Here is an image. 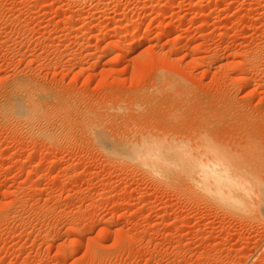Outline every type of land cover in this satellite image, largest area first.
Listing matches in <instances>:
<instances>
[{
  "label": "rangeland",
  "instance_id": "1",
  "mask_svg": "<svg viewBox=\"0 0 264 264\" xmlns=\"http://www.w3.org/2000/svg\"><path fill=\"white\" fill-rule=\"evenodd\" d=\"M0 109V264H264V0H0ZM149 136L219 150L252 205L178 149L158 176Z\"/></svg>",
  "mask_w": 264,
  "mask_h": 264
},
{
  "label": "bare ground",
  "instance_id": "2",
  "mask_svg": "<svg viewBox=\"0 0 264 264\" xmlns=\"http://www.w3.org/2000/svg\"><path fill=\"white\" fill-rule=\"evenodd\" d=\"M137 41H138V39H137ZM127 49H128V47H127ZM31 95L32 94H30V92L25 91L22 94V96H21L22 97L21 103L20 102L19 103H16L15 101H14L15 103L14 102H12V104L9 103V104H11V106L8 105V106H10V108L8 107V112H9V114H11L14 123H15V121H17V122L19 121V123H21V124L24 123L23 126H25V124H29V122H31L34 119V116L38 117L36 115L37 113L35 114V110L34 109H36V105L34 104L35 102H34V100H33V98H32ZM19 98H20V96H19ZM4 109H5V106H4ZM6 110H7V108H6ZM36 112H37V110H36ZM39 117H40V115H39ZM41 119H42V117H41ZM39 121H37V122H39ZM34 123H32V124H34ZM21 124H19V125H21ZM32 124L30 123L29 126H31ZM27 126H25V127H27ZM29 129L30 128H28V130ZM31 129H32V127H31ZM34 132L36 133V131H34ZM149 137L139 139V141L136 144L131 143L130 145H128V143L126 144V142H124V145L126 144L125 149L126 148L129 149L132 146L133 152L135 154V156L134 155L133 156L134 157H137L139 160H141L144 165H147L148 164L149 166H151L153 168V172H155L157 175L159 174V173H157L159 171L158 166L161 165V164L165 166V165H167L165 163H168L169 162L168 161L169 160V156H167L168 160H166L167 158L166 159L165 158L163 159V157L160 159V156H161V154H160L161 153L160 152V147H165V149H169V147H170V149L173 148L172 152L174 151V149H176V150L178 149L177 151H174L171 154H175V156L178 155L182 160L181 159H178V156H177L176 158L179 161L177 159H176V161H174V162H176L175 163L176 166L173 163V160H170L171 166H172V163L174 164V166H172V167H176L178 169L177 163L183 162V163H181V167L183 169L182 168L180 169V167H179L178 170L186 171L189 174L193 173L192 175H195L196 178H197V181H198V182L196 181V183L197 184L199 183V185L202 186V189L203 190L208 191V193H210L212 195H215L216 197L220 198L222 203H227V204H230V205H232L234 207H240L241 209H244V208L245 209H248V207H250L252 205V204H250V202L247 199H245L247 197V194L249 193V191H248V185L246 184V183H248V180L249 179L248 178L247 179L244 178L245 177L244 176L245 174H243V172H242V174H243L242 175L241 172L237 173L238 170H235L236 167H239V166L241 167V165L238 164V166H237V164H235L233 162L234 163L233 165H236V167H233V165L231 164V162L228 159H226V157L224 156V154H222L219 150L217 151V150L212 149V148L209 150V148H208V150H207L208 151V155L205 154V157L204 158H199V156L201 155L200 154L201 152L197 154V152L195 150L196 154L194 153V151L192 153V151H191L192 148L191 147L188 148L187 144L183 145V140L179 144H177V142H176V143H173V145L171 144L172 146H170V144H169V146L166 147L167 146L166 144H168V143H166L165 141H163L164 143H162V145H160L161 144V141H162V140L159 141V138L160 137L157 138L158 140H154L151 137L150 138ZM100 143H102V142H100ZM174 144H175V146H174ZM208 144H209V142H208ZM122 145H123V143H122ZM184 146H186V147H184ZM174 147H176V148H174ZM194 148H195V146H194ZM162 149L164 150V148H162ZM188 149L191 151V154H189L190 151ZM204 151H206V150L204 149ZM180 155H182L184 157H181ZM185 156L188 157V158L185 159ZM172 157H170V159ZM234 157H235V155H234ZM158 158H159V160H158ZM160 160H161V162H160ZM234 171H237L236 172L237 174ZM239 171H240V169H239ZM252 176H254V175H252ZM249 178H251V177H249ZM246 180H247V182H246ZM199 185H198V187H199ZM201 186H200V188H201ZM226 200H228V201H226ZM231 200H232V202H230Z\"/></svg>",
  "mask_w": 264,
  "mask_h": 264
}]
</instances>
